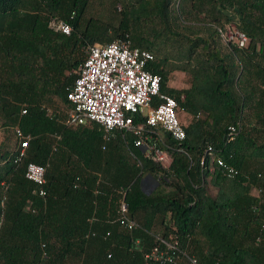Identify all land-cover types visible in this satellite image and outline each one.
<instances>
[{
    "label": "trees",
    "instance_id": "trees-1",
    "mask_svg": "<svg viewBox=\"0 0 264 264\" xmlns=\"http://www.w3.org/2000/svg\"><path fill=\"white\" fill-rule=\"evenodd\" d=\"M94 2L0 0V120L33 138L20 165L17 141L0 149V264H145L157 234L201 264H264V0ZM54 21L71 24V36ZM229 25L247 48L224 41V53L220 29ZM120 39L154 53L162 93L193 116L182 142L159 132L168 168L126 130L105 142L94 122L66 125L84 48ZM177 72L188 86L170 85ZM248 109L257 122L244 129ZM210 147L238 177L201 166ZM29 163L48 166L45 197L26 179ZM146 175L157 181L152 192ZM121 194L136 231L119 223Z\"/></svg>",
    "mask_w": 264,
    "mask_h": 264
},
{
    "label": "built area",
    "instance_id": "built-area-1",
    "mask_svg": "<svg viewBox=\"0 0 264 264\" xmlns=\"http://www.w3.org/2000/svg\"><path fill=\"white\" fill-rule=\"evenodd\" d=\"M51 28L66 36H71L73 32L71 24L64 21H54ZM227 29L232 32L230 44L241 49L249 46V38L235 26L229 25ZM220 32L224 37L222 29ZM226 42L229 43L228 40ZM84 53L86 61L79 68L78 78L67 96L72 109L66 125L78 127L94 122L103 127L105 142L114 140L118 132L126 130L132 135L136 147L144 150L156 163L168 168L172 158L168 152L159 149L157 140H162L159 132L170 134L178 142L184 141L187 134L179 116L178 102L174 97L162 93V77L150 70L155 61L154 53L132 46L128 39L111 44L88 45ZM25 114L26 108L22 111V115ZM13 131L18 143L15 163L20 165L27 158L33 138L19 126ZM240 131V124L231 126L228 140H235ZM207 160L216 164L229 178H236L240 174L223 158L214 157L211 147L205 152L201 166H205ZM47 171L48 166L36 163H29L26 169V179L37 187L34 194L41 197L46 195ZM121 195L119 223L129 231H136L141 227L129 217V207L125 196ZM2 221L3 218L0 224ZM156 242L145 253V264H201L196 257L180 250L172 239L167 240L157 234Z\"/></svg>",
    "mask_w": 264,
    "mask_h": 264
},
{
    "label": "rangeland",
    "instance_id": "rangeland-1",
    "mask_svg": "<svg viewBox=\"0 0 264 264\" xmlns=\"http://www.w3.org/2000/svg\"><path fill=\"white\" fill-rule=\"evenodd\" d=\"M95 2V5L96 9H99L101 7L100 6V1L101 0H94ZM104 1V0H103ZM108 6H110V4H108ZM107 6V7H108ZM118 7H119V4H118ZM109 8V7H108ZM109 12H110V8H109ZM187 19V18H186ZM186 22H189L188 19L186 20ZM223 33H224V37L222 35H220V38H221V44L223 46V50H224V53L227 52V50H225L224 48L227 47L226 45V42L224 41H229L230 43V39H231V33L227 28L226 29H223ZM161 42V40H160ZM159 43V42H158ZM188 78L186 77V75L184 73H180V72H177V73H174L171 77V86L175 87V88H183L185 86H188ZM185 115V116H184ZM180 119H181V122L183 125H187L190 121H191V117L190 116H186V114L184 113H180ZM247 116L248 118L245 119L244 121V129H247L249 127V125H253L255 126L256 125V122H257V118L253 115V111H251L250 109H248V112H247ZM5 121L4 120H0V127H2V124L4 123ZM264 128H260L258 127L257 128V131L259 130H262ZM15 143H16V138H15V135H14V131L12 129H9L8 131L2 127L1 130H0V149L4 148V147H8V148H14L15 146ZM157 181L146 175L143 179V187L145 189L146 192H152L156 187H157ZM211 194L214 195L215 194V190L213 188H211Z\"/></svg>",
    "mask_w": 264,
    "mask_h": 264
},
{
    "label": "crops",
    "instance_id": "crops-1",
    "mask_svg": "<svg viewBox=\"0 0 264 264\" xmlns=\"http://www.w3.org/2000/svg\"><path fill=\"white\" fill-rule=\"evenodd\" d=\"M173 87V86H172ZM185 116V115H184ZM186 116H190L191 117V120H192V117L193 116H191V115H189V114H186ZM191 123V121L186 125V126H188L189 124Z\"/></svg>",
    "mask_w": 264,
    "mask_h": 264
}]
</instances>
